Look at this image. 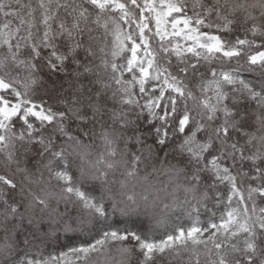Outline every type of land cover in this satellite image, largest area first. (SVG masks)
<instances>
[{"label":"snow or ice","instance_id":"snow-or-ice-1","mask_svg":"<svg viewBox=\"0 0 264 264\" xmlns=\"http://www.w3.org/2000/svg\"><path fill=\"white\" fill-rule=\"evenodd\" d=\"M0 264H264V0H0Z\"/></svg>","mask_w":264,"mask_h":264}]
</instances>
